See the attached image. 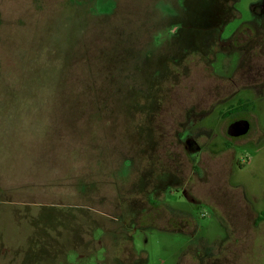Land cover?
<instances>
[{
	"label": "rangeland",
	"instance_id": "374dc122",
	"mask_svg": "<svg viewBox=\"0 0 264 264\" xmlns=\"http://www.w3.org/2000/svg\"><path fill=\"white\" fill-rule=\"evenodd\" d=\"M224 21L264 0H0V264H264V34Z\"/></svg>",
	"mask_w": 264,
	"mask_h": 264
},
{
	"label": "flooded vegetation",
	"instance_id": "af4514ba",
	"mask_svg": "<svg viewBox=\"0 0 264 264\" xmlns=\"http://www.w3.org/2000/svg\"><path fill=\"white\" fill-rule=\"evenodd\" d=\"M232 9H233V7H232ZM229 11V10H228ZM233 11H234V9H233ZM230 12V11H229ZM230 13H234V12H230ZM215 18L216 17H214L213 18V20L211 21V22H213V23H211V24H214V20H215ZM225 23V21L223 22V23H221L220 24V26L218 27V29H216L215 30V32H214V35L216 36V38H217V40H218V43H217V46H218V48L217 49H215L213 52H216V53H220L219 51H222V50H225L224 48H226V49H230V48H232V47H236L237 48V45H235V44H232V42L231 41H234L237 37H239L240 36V34L243 32V34H244V36L246 37V41L248 40L249 42H251L252 41V39H251V37H250V34L252 35V36H254V39H255V37H257V38H260V37H262L263 36V32H262V30L261 29H258V28H255L254 26H252V25H250V24H246L245 26H244V28H242V29H240L238 32H236V34H235V36L230 40V41H221L220 40V33H221V29H222V26H223V24ZM243 36V35H242ZM219 41L221 42V43H219ZM249 44V43H248ZM249 51V50H248ZM251 60V58L249 57V58H247L246 59V62L247 61H250ZM256 65V67L258 66V64H255ZM242 108H244V107H242ZM231 110H235V109H229V111H227V112H225V113H223L222 115L223 116H225L226 114H231ZM238 120H246V119H237V120H234V121H232V122H235V121H238ZM248 121V120H247ZM232 122H230L229 124H228V126L232 123ZM249 122V130H248V132L245 134V135H243V136H238V137H231V136H228L227 135V128H228V126H227V128H226V135H227V137L230 139V140H236V139H241V138H244V137H246L249 133H250V131H251V123H250V121H248ZM194 143L195 142H192V141H190V140H185L184 141V146L186 147V148H188V147H194ZM194 150L195 151H197V152H199L200 151V146H195V148H194ZM171 185H173V184H171ZM163 188H165V187H163ZM178 188H176L175 190H177ZM180 190H182L183 192H184V194L186 195V197H187V199L188 200H191L192 201V199H190L189 197H188V194L185 192V190L183 189V188H179ZM151 202V201H150Z\"/></svg>",
	"mask_w": 264,
	"mask_h": 264
},
{
	"label": "water",
	"instance_id": "95a60500",
	"mask_svg": "<svg viewBox=\"0 0 264 264\" xmlns=\"http://www.w3.org/2000/svg\"><path fill=\"white\" fill-rule=\"evenodd\" d=\"M249 130V122L247 120H238L232 122L227 128V135L238 137L245 135Z\"/></svg>",
	"mask_w": 264,
	"mask_h": 264
},
{
	"label": "trees",
	"instance_id": "16d2710c",
	"mask_svg": "<svg viewBox=\"0 0 264 264\" xmlns=\"http://www.w3.org/2000/svg\"><path fill=\"white\" fill-rule=\"evenodd\" d=\"M242 107H244V106L241 105V106L237 107L236 109H239V108H242Z\"/></svg>",
	"mask_w": 264,
	"mask_h": 264
}]
</instances>
